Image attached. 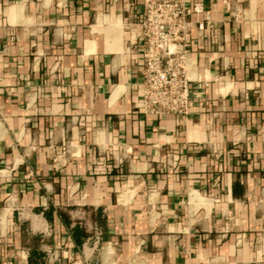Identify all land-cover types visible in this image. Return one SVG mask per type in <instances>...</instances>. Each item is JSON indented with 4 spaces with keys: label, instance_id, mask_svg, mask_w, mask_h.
<instances>
[{
    "label": "crops",
    "instance_id": "0c3cea01",
    "mask_svg": "<svg viewBox=\"0 0 264 264\" xmlns=\"http://www.w3.org/2000/svg\"><path fill=\"white\" fill-rule=\"evenodd\" d=\"M143 1L0 0V264H264V0H185L186 117Z\"/></svg>",
    "mask_w": 264,
    "mask_h": 264
},
{
    "label": "built area",
    "instance_id": "2783aa9c",
    "mask_svg": "<svg viewBox=\"0 0 264 264\" xmlns=\"http://www.w3.org/2000/svg\"><path fill=\"white\" fill-rule=\"evenodd\" d=\"M201 4L193 8L185 0H144L140 15L143 43V109L149 113H176L187 116L192 96L188 70L189 38L193 13H202ZM210 24L207 16L198 28ZM5 264H13L8 261ZM197 264H207L198 262Z\"/></svg>",
    "mask_w": 264,
    "mask_h": 264
}]
</instances>
